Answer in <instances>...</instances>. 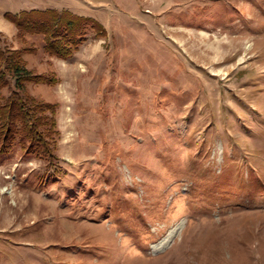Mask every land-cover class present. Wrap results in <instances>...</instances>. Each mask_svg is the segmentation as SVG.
I'll list each match as a JSON object with an SVG mask.
<instances>
[{
	"label": "rangeland",
	"instance_id": "374dc122",
	"mask_svg": "<svg viewBox=\"0 0 264 264\" xmlns=\"http://www.w3.org/2000/svg\"><path fill=\"white\" fill-rule=\"evenodd\" d=\"M97 20L55 79L57 166L0 159V264H264V0H0ZM12 82L0 88V105Z\"/></svg>",
	"mask_w": 264,
	"mask_h": 264
},
{
	"label": "trees",
	"instance_id": "16d2710c",
	"mask_svg": "<svg viewBox=\"0 0 264 264\" xmlns=\"http://www.w3.org/2000/svg\"><path fill=\"white\" fill-rule=\"evenodd\" d=\"M6 20L16 28V39L25 43L13 48L0 33V88L12 82V91L0 105V159L8 156L18 144L25 156L46 162V167L57 166L55 141L58 135L52 114L56 106L29 93L28 85H54L55 79L29 70L22 55L36 51L27 36H37L43 50L61 60L71 58L86 41L90 32L104 37L103 26L90 17L78 16L68 10H24L5 13Z\"/></svg>",
	"mask_w": 264,
	"mask_h": 264
}]
</instances>
